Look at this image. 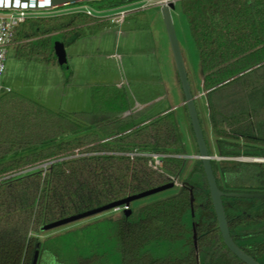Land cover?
Instances as JSON below:
<instances>
[{
    "label": "trees",
    "instance_id": "16d2710c",
    "mask_svg": "<svg viewBox=\"0 0 264 264\" xmlns=\"http://www.w3.org/2000/svg\"><path fill=\"white\" fill-rule=\"evenodd\" d=\"M134 1L92 3L110 8ZM181 8L204 72L213 127L219 136L217 153L229 158L264 156V92L260 93L261 83L264 86V0H182ZM107 25L85 13L31 17L17 31L16 40L24 41L18 54L59 63L53 34L63 33L67 46L85 34V26L95 31ZM97 97L96 93L91 113L71 114L15 90L2 94L0 174L47 159L56 161L45 175L39 168L0 181V264H33L36 250V264H112L109 260L115 248L121 254L115 264H211L213 252L229 251L201 159L183 180L194 186V209L190 188L181 185L176 194L141 206L137 213L130 204V215L121 210L118 217L106 216L104 220L113 226L98 229L92 242L82 234L76 235L80 238L73 244L70 240L48 243L64 231L40 237L45 224L172 182L185 168L186 159L174 156L185 154V145L173 110L144 119L142 113L119 117L131 108L125 96L114 111ZM185 108L189 116L186 104ZM205 136L209 145L206 132ZM134 149L171 156L165 157L158 170L149 165L147 156L118 153ZM209 149L215 154L210 145ZM229 158L212 160L224 191L264 189V162ZM110 238L115 244L108 248Z\"/></svg>",
    "mask_w": 264,
    "mask_h": 264
},
{
    "label": "rangeland",
    "instance_id": "374dc122",
    "mask_svg": "<svg viewBox=\"0 0 264 264\" xmlns=\"http://www.w3.org/2000/svg\"><path fill=\"white\" fill-rule=\"evenodd\" d=\"M181 1L170 2L177 36L210 148L215 155L221 156L217 153L219 136L213 127L198 48L191 34L187 16L182 11ZM160 4L161 0H136L113 9L111 12L130 11L126 22L122 25L117 24L118 26L108 25L101 31L92 30L93 32L67 45L68 64L65 66L57 61H38L20 57L18 50L24 41L19 39L9 49L3 77L10 86V91L15 90L53 110L71 114L91 113L96 93L100 103L105 101L109 103L110 111L118 109L121 98L125 96L131 106L135 107L128 113H142L143 119L161 111H174L184 139L185 154H180V157L186 159L185 168L179 177L173 178L176 182L175 186L132 201L131 206L136 213L141 206L176 194L196 160L199 159L197 143L185 108L184 93ZM63 38V33L53 34L51 37L53 48L56 42L62 41ZM262 92L264 86L262 88L261 83L260 93ZM111 101H114L113 105ZM85 117L90 116L88 114ZM261 126L264 133V119ZM232 158L256 161L264 156L242 155ZM121 213L122 211L115 210L102 212L72 224L43 230L40 237L44 239L48 235H56L64 231L62 235L51 239L48 243L54 245L61 240L68 242L70 240L73 244V240L80 238L82 234L87 235V239L92 242L98 229L113 226L104 220L105 217L115 218ZM114 242L111 238L107 240L108 248ZM120 255L115 248L109 262L115 264L119 261Z\"/></svg>",
    "mask_w": 264,
    "mask_h": 264
},
{
    "label": "water",
    "instance_id": "95a60500",
    "mask_svg": "<svg viewBox=\"0 0 264 264\" xmlns=\"http://www.w3.org/2000/svg\"><path fill=\"white\" fill-rule=\"evenodd\" d=\"M80 1H95V0H0V8H26L31 10H43V9H52L59 5H64L68 3H76ZM161 12L163 15V19L165 21L167 32L169 36V40L171 43L172 51L174 54L177 72L179 76V80L181 83V87L183 89L184 93V99L189 116L191 121V126L194 132L195 140L198 147V158L202 160L203 167L205 170L207 182L209 185V191L210 195L212 197L214 210L217 216L218 225L223 237V240L225 244L228 246V248L234 252L238 257H240L242 260L247 262L248 264H260L257 260L252 258L246 251H244L234 240L229 220L226 214L225 209V203H224V196H230V197H264V193L260 192H238V191H224L218 184V180L214 171L212 160L216 159L215 154H211L209 145L205 136L202 120L199 114V110L196 103V95L193 92L189 74L186 68L185 60L183 57V53L181 50L180 42L177 36L176 27L174 24L173 14H172V8L170 5V2H163L160 4ZM55 52L58 58V61L61 65L65 66L68 64V56L66 52V46L63 41H58L55 44ZM256 161H260V159H256ZM262 161H264V158H262ZM176 185L175 181L163 184L161 186H157L154 188H151L149 190L130 195L124 199H120L117 201H113L111 203L95 207L92 209H89L87 211L77 213L59 220H56L54 222L45 224L43 226V230H49L53 229L104 211H109L112 209H115L118 206L121 205H129L132 203V201L142 198L144 196L154 194L156 192L165 190L167 188H171ZM191 193V200H192V207L194 209V191H193V185L190 188ZM194 211V210H193ZM124 213L128 216L132 213V209L129 207V209L124 210ZM194 239L197 246V231L195 229L194 231ZM38 250H36L33 264H36L37 258H38Z\"/></svg>",
    "mask_w": 264,
    "mask_h": 264
},
{
    "label": "built area",
    "instance_id": "2783aa9c",
    "mask_svg": "<svg viewBox=\"0 0 264 264\" xmlns=\"http://www.w3.org/2000/svg\"><path fill=\"white\" fill-rule=\"evenodd\" d=\"M175 0H161L163 2H171ZM118 7L110 8H100L92 4V1H80L76 3H68L64 5L56 6L52 9H43V10H31L26 8H0V98L3 93L10 91L11 88L8 84L5 83L3 77L6 71L8 53L10 47L14 46L17 42L16 36L19 27L29 18L38 17V16H48V15H58V14H68V13H85L92 17L97 18L102 21H110L113 24H122L126 21L129 11L119 10L111 12L113 9ZM120 154L129 155L131 158L135 156H147L148 163L153 168L162 170L164 159L167 156H171L168 153L150 151L144 152L139 149H134L133 151L128 152H118ZM181 156V155H174ZM216 159H226L229 157L218 156ZM56 159H47L42 161L37 165H30L13 171H9L5 174H0V181L6 180L8 178L16 177L22 174L29 173L36 169L42 168L43 174L45 175L48 167L52 165ZM175 181V180H174ZM129 205H121L116 207L115 211L127 210Z\"/></svg>",
    "mask_w": 264,
    "mask_h": 264
},
{
    "label": "flooded vegetation",
    "instance_id": "af4514ba",
    "mask_svg": "<svg viewBox=\"0 0 264 264\" xmlns=\"http://www.w3.org/2000/svg\"><path fill=\"white\" fill-rule=\"evenodd\" d=\"M181 185L189 188L192 186L188 181H183ZM238 192L264 193V189ZM225 209L231 233L236 243L252 258L260 264H264V197L228 196ZM196 231L197 253L200 260L199 233L198 230ZM211 259V264H248L230 249L225 252H213Z\"/></svg>",
    "mask_w": 264,
    "mask_h": 264
},
{
    "label": "crops",
    "instance_id": "0c3cea01",
    "mask_svg": "<svg viewBox=\"0 0 264 264\" xmlns=\"http://www.w3.org/2000/svg\"><path fill=\"white\" fill-rule=\"evenodd\" d=\"M132 12V11H131ZM129 13H130V11H129ZM129 15V14H128ZM128 17V16H127ZM96 20H98L97 18H95ZM127 20V19H126ZM98 22H105V21H102V20H98ZM106 22H109L110 23V25H112L113 23H111L110 21H106ZM126 22V21H125ZM124 22V23H125ZM124 23H122V24H124ZM122 24H120V25H122ZM116 25V24H115ZM118 26V25H117ZM106 27H108V25L106 26ZM106 27H104V28H102V29H99L100 31L101 30H103V29H105ZM94 30V29H93ZM99 30H95V31H99ZM91 31H92V29L90 28V27H87V26H85V31H84V35L83 36H85V35H87V33H91ZM93 32V31H92ZM82 36V37H83ZM80 39V38H79ZM6 83V82H5ZM6 84H8V83H6ZM121 85V84H120ZM132 105V104H131ZM132 108H135L134 106L132 107L131 106V108L129 109V110H127V111H125V112H123L122 114H120L121 116H123L125 113V115H128V114H131V113H128ZM146 108H147V105H146ZM167 111V110H166ZM166 111H161V112H159V113H157V114H154L153 116H155V115H158V114H161V113H163V112H166ZM81 113H85V112H81ZM153 116H151V117H153Z\"/></svg>",
    "mask_w": 264,
    "mask_h": 264
},
{
    "label": "bare ground",
    "instance_id": "6f19581e",
    "mask_svg": "<svg viewBox=\"0 0 264 264\" xmlns=\"http://www.w3.org/2000/svg\"><path fill=\"white\" fill-rule=\"evenodd\" d=\"M260 160H262V159H260Z\"/></svg>",
    "mask_w": 264,
    "mask_h": 264
}]
</instances>
